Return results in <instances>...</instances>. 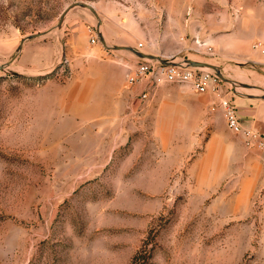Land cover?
I'll use <instances>...</instances> for the list:
<instances>
[{
	"label": "rangeland",
	"instance_id": "374dc122",
	"mask_svg": "<svg viewBox=\"0 0 264 264\" xmlns=\"http://www.w3.org/2000/svg\"><path fill=\"white\" fill-rule=\"evenodd\" d=\"M251 16L264 28V0H0V264H264V191L239 173L264 151L228 129L214 93L163 84L142 100L126 76L121 105L98 106L73 87L90 53L141 60L93 45L100 31L215 66L231 101L263 96L264 65L207 44Z\"/></svg>",
	"mask_w": 264,
	"mask_h": 264
},
{
	"label": "crops",
	"instance_id": "0c3cea01",
	"mask_svg": "<svg viewBox=\"0 0 264 264\" xmlns=\"http://www.w3.org/2000/svg\"><path fill=\"white\" fill-rule=\"evenodd\" d=\"M252 17L249 20H241L238 26L224 34L219 35L222 33L223 23L212 30L211 33L217 34L215 38L208 40L207 44L213 45L219 60L223 57L235 62L264 65V53L259 48H253L256 42H260L261 49H264V28L258 30L257 21ZM204 36L206 37V34ZM115 44L123 46L124 41ZM143 51L148 53L145 48ZM95 55L90 53L93 57H90L88 63H83L79 75L74 78L73 87L78 94L75 102L80 104L90 95L97 99L98 106L103 104V99H111L115 106H120L126 96L124 85L128 70L125 65L128 62L122 56L107 55L108 59H98ZM232 103L245 126L264 134V99L239 97ZM245 153L247 163L246 168L239 171L240 184L247 186L245 190L264 191V152ZM237 173L235 170L234 175Z\"/></svg>",
	"mask_w": 264,
	"mask_h": 264
},
{
	"label": "built area",
	"instance_id": "2783aa9c",
	"mask_svg": "<svg viewBox=\"0 0 264 264\" xmlns=\"http://www.w3.org/2000/svg\"><path fill=\"white\" fill-rule=\"evenodd\" d=\"M97 42V37L91 39L93 45ZM139 46L142 47L141 44ZM177 64L180 65L166 66L151 60H139L134 66L127 64V84L146 83V88L140 94L142 100L148 99L151 91L163 84H188L199 94L212 92L218 98V107L223 111L228 129L242 137L247 149L264 151V134L242 123L235 105L222 94L219 78L207 69L187 67L184 60Z\"/></svg>",
	"mask_w": 264,
	"mask_h": 264
},
{
	"label": "water",
	"instance_id": "95a60500",
	"mask_svg": "<svg viewBox=\"0 0 264 264\" xmlns=\"http://www.w3.org/2000/svg\"><path fill=\"white\" fill-rule=\"evenodd\" d=\"M82 6H86V5H82ZM74 6L68 8L60 17V21L58 23V26L60 27L65 19V16L66 14L69 12V10L71 8H73ZM87 7V6H86ZM88 8L97 16L96 12L94 11V9L92 7H89ZM40 35H32L26 39H34V38H37L39 37ZM98 37H99V41L101 42L102 46L107 49V50H110V51H116V52H121V51H127V52H130L132 53L134 56H136L138 59H141V60H151V61H157L159 62L160 64L162 65H166V66H175V65H180V64H177V63H174V61L172 60H168V59H163V58H160L158 56H155V55H150V54H147V53H144V52H141L135 48H132V47H125V46H119V45H109L107 43V40L105 39V37L103 36V34L98 31ZM25 39V40H26ZM24 41L21 42V45H20V48L19 50L23 47V44H24ZM184 64L187 66V67H191V68H207L212 70L213 71V74L219 78L221 81L225 82V83H228V84H231V85H234L233 82H231L229 79H227L226 77L223 76V74L213 65L209 64V63H205V62H199V61H192V60H189V59H185L184 60ZM5 69V66H2L0 65V70H4ZM211 72V71H210ZM250 98H259V99H264V95L263 96H249Z\"/></svg>",
	"mask_w": 264,
	"mask_h": 264
},
{
	"label": "bare ground",
	"instance_id": "6f19581e",
	"mask_svg": "<svg viewBox=\"0 0 264 264\" xmlns=\"http://www.w3.org/2000/svg\"><path fill=\"white\" fill-rule=\"evenodd\" d=\"M176 62L178 63V62H180V61H178V60H176ZM205 69H207V68H205ZM209 71H212V70H210V69H208Z\"/></svg>",
	"mask_w": 264,
	"mask_h": 264
}]
</instances>
